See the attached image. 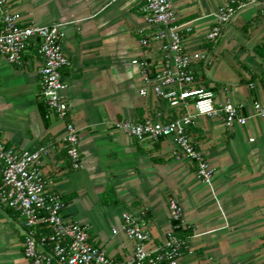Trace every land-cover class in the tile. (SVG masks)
<instances>
[{"label": "crops", "instance_id": "1", "mask_svg": "<svg viewBox=\"0 0 264 264\" xmlns=\"http://www.w3.org/2000/svg\"><path fill=\"white\" fill-rule=\"evenodd\" d=\"M228 1L173 0L186 51L207 52L192 64L196 79L213 91L217 105L230 102L247 118L231 129L220 119H196L193 139L213 170L208 185L174 154L172 138L137 140L116 127L172 112L151 89L140 94L144 83L133 61L155 64L162 46L140 43L151 32L140 10L143 0H9L22 25L62 26L71 62L62 70V96L79 133L81 166L70 167L64 121L49 111L46 119L41 115L43 59L35 44L18 65L0 55V141L31 151L49 147L40 170L47 188L66 203L65 220L87 225L93 244L113 259L133 251L122 231L112 233L121 226V212L145 211L151 244L161 243L171 230L172 197L191 230L177 264H264V117L254 108L256 102L264 107V56L257 51L264 44V0L238 10L209 43L214 14ZM23 240L18 214L0 204V264H31Z\"/></svg>", "mask_w": 264, "mask_h": 264}, {"label": "built area", "instance_id": "2", "mask_svg": "<svg viewBox=\"0 0 264 264\" xmlns=\"http://www.w3.org/2000/svg\"><path fill=\"white\" fill-rule=\"evenodd\" d=\"M258 0H230L214 14V22L206 34L207 42H216L224 27L238 10ZM144 21L151 28L140 43L150 47L162 42L156 53V63L135 60L144 83L140 94L148 89L172 111L169 115L155 112L138 120H124L116 124L127 136L152 142L172 138L174 154L187 159L200 180L211 185L213 170L204 153L193 139L192 128L198 117L220 119L226 128L244 125L247 121L239 109L227 102L217 105L213 91L196 79L192 64L207 58L206 51L189 53L184 46L181 31L176 25L173 0H143L140 8ZM0 55L10 64H21L23 55L31 44L37 46L43 59L41 95L51 115L64 121L63 137L66 154L72 169L81 166L79 133L70 119V106L62 96L66 84L62 70L71 65L63 50L65 34L60 24L40 26L35 23L22 25L9 8V0H0ZM190 27L186 28L189 31ZM255 111L264 117V107L254 103ZM49 153V147L24 150L0 141V204L19 216L24 230L23 255L31 264H177L188 249L189 236L177 230L189 228L183 221L178 202L168 200L171 230L167 238L151 244L145 228V211L121 212V226L112 233L122 231L133 244L132 254L123 259H113L101 247L93 244L87 225L66 221L63 215L66 203L61 195L48 189L40 165ZM44 227L49 229L44 232Z\"/></svg>", "mask_w": 264, "mask_h": 264}, {"label": "trees", "instance_id": "3", "mask_svg": "<svg viewBox=\"0 0 264 264\" xmlns=\"http://www.w3.org/2000/svg\"><path fill=\"white\" fill-rule=\"evenodd\" d=\"M257 51L259 54H261L262 56H264V44L262 45H259L257 47ZM39 109H40V112H41V115L44 119H46L47 115H48V108H47V105L44 101V99H42V101L39 103ZM47 121V120H45ZM113 194V190L112 188H109L107 193L104 195V200L106 202H108V204L110 203L109 201V198L112 196ZM113 203H116V201H113ZM49 229L47 227H44V232L45 233H48ZM177 232L180 234V235H184V236H190L191 234V230L189 228L185 229V230H177Z\"/></svg>", "mask_w": 264, "mask_h": 264}]
</instances>
